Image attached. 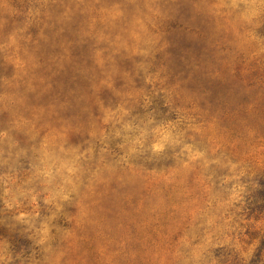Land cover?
<instances>
[{"label": "rangeland", "instance_id": "374dc122", "mask_svg": "<svg viewBox=\"0 0 264 264\" xmlns=\"http://www.w3.org/2000/svg\"><path fill=\"white\" fill-rule=\"evenodd\" d=\"M264 0H0V264H264Z\"/></svg>", "mask_w": 264, "mask_h": 264}, {"label": "trees", "instance_id": "16d2710c", "mask_svg": "<svg viewBox=\"0 0 264 264\" xmlns=\"http://www.w3.org/2000/svg\"><path fill=\"white\" fill-rule=\"evenodd\" d=\"M248 199L249 201L247 205L248 208L251 210V212L264 211V173L259 179H257L256 187L253 190L251 197ZM263 252H264V239L261 240L260 245L257 248L254 260L258 261L261 258ZM253 264H255V262Z\"/></svg>", "mask_w": 264, "mask_h": 264}]
</instances>
